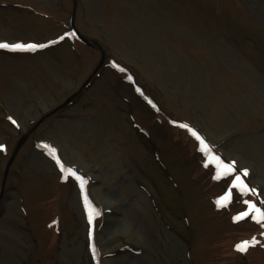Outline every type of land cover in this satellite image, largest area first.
Segmentation results:
<instances>
[{
  "label": "rangeland",
  "instance_id": "1",
  "mask_svg": "<svg viewBox=\"0 0 264 264\" xmlns=\"http://www.w3.org/2000/svg\"><path fill=\"white\" fill-rule=\"evenodd\" d=\"M77 4L79 34L107 58L31 130L81 88L101 51L70 30L74 0H0V41L47 45L0 49V264H264V227L233 219L243 199L264 200V0ZM186 122L248 170L260 200L233 189L217 207L231 178L214 179ZM44 142L85 187L62 178Z\"/></svg>",
  "mask_w": 264,
  "mask_h": 264
},
{
  "label": "snow or ice",
  "instance_id": "2",
  "mask_svg": "<svg viewBox=\"0 0 264 264\" xmlns=\"http://www.w3.org/2000/svg\"><path fill=\"white\" fill-rule=\"evenodd\" d=\"M65 35H69L66 33ZM65 37L61 36L58 40H63ZM57 41H49V44L56 43ZM47 45L45 44H36V43H8V42H0V49H8V50H36L40 48H44ZM117 67H119L117 65ZM122 70V69H121ZM11 119V117H9ZM15 123V121H13ZM173 123H176L175 121ZM181 127L187 129L190 134L195 138L198 143V150L203 154L204 157V166L209 167L212 165L214 167L215 176L214 179L221 180L225 178H231L229 180V187L226 189L223 195L217 197L215 203L217 207H226L232 200V191L236 189L239 193L247 196L249 193L258 196V192L256 189L249 187V185L245 182V180L241 176V172L243 176L246 177L248 174L247 169L237 170L235 161L225 162L219 155H217L210 144L206 141V139L192 126L188 124H181ZM3 145H0V148H3ZM42 147L44 149L49 150L48 155L53 156L56 160L57 164L62 173L67 172L74 176L77 180L81 181V188L84 187L83 181L84 177L77 174L76 170L67 168L59 159L57 155V149L49 144H43ZM67 179V176L62 177ZM244 205H247V208L244 211L239 212L233 219L235 221H239L243 218L250 217L253 221H256L262 227H264V200H261L259 203L253 201L251 199H243L241 201ZM259 243L255 237L251 240H244L235 245L236 249L241 252H247L248 247L254 246Z\"/></svg>",
  "mask_w": 264,
  "mask_h": 264
},
{
  "label": "water",
  "instance_id": "3",
  "mask_svg": "<svg viewBox=\"0 0 264 264\" xmlns=\"http://www.w3.org/2000/svg\"><path fill=\"white\" fill-rule=\"evenodd\" d=\"M74 17H75V14L73 15V20H74ZM82 39H83V41H84L87 45H89V46H91V47H97V48H99V49L102 51V58H101V61H100L99 65H98L97 68H96V71H97V70L101 67V65H102V63H103V61H104V59H105V57H106V53H105V51H104V48L102 47L101 44H99V43H97V42H92V41H90L89 39H87V38H85V37H82ZM87 82H88V81H87ZM87 82L84 84V86H86ZM77 94H78V93H75L74 95H72L71 97H69V98L67 99V101H66L62 106L68 104V103H69V102H70V101H71V100H72ZM22 142H23V141H21V143L18 145V147L16 148L15 152L13 153V155H12V157H11V159H10L8 165H7L6 174H7V172H8V169H9V167H10V165H11V163H12L14 157L16 156V154H17V152H18V150H19V148H20ZM5 180H6V177L4 178V181H3V187H4V184H5Z\"/></svg>",
  "mask_w": 264,
  "mask_h": 264
}]
</instances>
